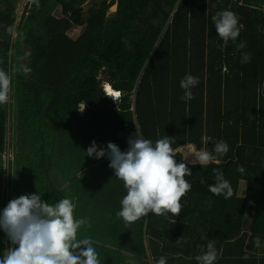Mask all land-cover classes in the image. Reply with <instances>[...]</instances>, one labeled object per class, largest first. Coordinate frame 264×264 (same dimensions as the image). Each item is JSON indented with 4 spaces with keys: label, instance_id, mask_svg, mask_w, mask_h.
<instances>
[{
    "label": "trees",
    "instance_id": "16d2710c",
    "mask_svg": "<svg viewBox=\"0 0 264 264\" xmlns=\"http://www.w3.org/2000/svg\"><path fill=\"white\" fill-rule=\"evenodd\" d=\"M88 1L58 0L62 18L88 31L77 69L59 86L53 87L55 82L45 68L41 73L48 79L38 83L24 80V72L19 73L20 77L10 74L9 55L6 66H0L16 89L13 100L28 89L13 109V128L18 131L17 126L30 118L40 128L39 148H45L52 114L64 105L68 118L83 126L77 125L79 133H110L121 151L128 150V131L134 130L129 123L134 118L145 139L155 143L166 136L173 138L177 163L184 162L179 151L188 144L196 151L207 147L212 152L215 143L225 141L229 151L219 158V163L205 167L187 164L192 175L185 179L192 187L180 201L179 217L149 214L128 226L124 223L131 233L120 237L111 234L113 228L122 225L120 219L102 212L103 219L95 223L88 219L90 226L84 227L88 232L84 235L94 239L91 235L95 232L101 243L137 239L144 260H150L143 264H156L161 256L166 257L167 264H198L195 257L206 251L202 246L207 249L209 241H215L218 252L215 264H264V0H113L107 7L106 3H95L85 13ZM14 3L8 8L13 13ZM48 3L49 0H32L18 32L19 38L25 23L33 28L29 43L39 51L35 54L28 49L34 55L35 66L43 62L41 49L49 48L52 53L60 46L55 33L61 25L51 19ZM114 5L117 12L108 17ZM223 10L234 12L244 26L236 43L229 41L227 46L212 22V17ZM13 24L12 18L4 24L7 35ZM2 38L0 32V41ZM241 41L246 42V47L237 51L236 44ZM45 42L51 44L47 46ZM28 49L24 48V52ZM10 50L8 46L7 52ZM243 53L250 56L247 63H241ZM188 73L199 77L200 82L192 89L194 99L186 102L181 99L184 90L180 81ZM105 83L123 93L119 104L104 96ZM121 124L125 126L116 129ZM240 165L245 168L243 174L237 171ZM79 167L76 172L82 173ZM214 168L230 182L231 198L209 191V185L215 184ZM22 177L23 173H18L14 180L15 198L36 190L31 188L29 177L27 187L20 184ZM201 177L206 181L203 184ZM114 178L118 180L115 174ZM36 181L39 193L45 195L48 191L54 196H42L43 201L55 204L65 198L51 187L46 189L45 179L36 176ZM113 186L118 197L127 194L126 190L118 194L117 184ZM82 203L83 200L75 209L78 218L85 216ZM239 210L243 211L240 215ZM257 236L259 248L254 243ZM182 237L186 243L177 244ZM3 245L4 232L0 236V247Z\"/></svg>",
    "mask_w": 264,
    "mask_h": 264
},
{
    "label": "clouds",
    "instance_id": "9594fccd",
    "mask_svg": "<svg viewBox=\"0 0 264 264\" xmlns=\"http://www.w3.org/2000/svg\"><path fill=\"white\" fill-rule=\"evenodd\" d=\"M212 22L224 46H227L229 41L236 43L240 30L244 27L231 10L217 12L212 17ZM245 47L244 41L236 44L237 51ZM249 59L250 56L243 53L241 63H247ZM199 82V77L186 74L180 81V87L184 90L181 99L186 102L194 99L192 89ZM10 85V75L0 70V105L8 103ZM102 87L104 96L113 99L117 104L120 93L108 83ZM257 91L259 93V87ZM172 139L166 136L153 143L152 140L145 139L137 128L134 136L127 141V151H121L111 142L103 149L95 141L87 149L88 157H107L115 177L123 182L127 194L120 201L121 209L116 213V217L122 218L126 225L149 214L180 216V201L192 187L185 177L191 176L192 171L186 163H177ZM186 147L193 149L191 144ZM228 151L229 145L225 141H219L214 144L212 152L208 151L207 147L195 151V159L191 162L199 163L203 167L219 163V158ZM237 171L243 174L244 166H238ZM213 175L215 184L209 185V191L215 195H223L225 199L231 198L233 188L225 179L224 173L214 168ZM205 182L201 177V183ZM74 210L75 205L68 198L59 199L55 204L43 201L41 194L22 195L12 199L0 216V228L7 234L14 247L4 252L0 264H101L93 240L87 236L78 238L79 230L90 225L87 218H76ZM176 243L182 244L186 241L182 237ZM254 243L255 247H260L259 236ZM217 257L215 241H209L206 251L195 259L198 264H215ZM156 264H167L166 257L161 256Z\"/></svg>",
    "mask_w": 264,
    "mask_h": 264
},
{
    "label": "rangeland",
    "instance_id": "374dc122",
    "mask_svg": "<svg viewBox=\"0 0 264 264\" xmlns=\"http://www.w3.org/2000/svg\"><path fill=\"white\" fill-rule=\"evenodd\" d=\"M2 1V0H0ZM19 3L16 6V12L19 10L22 17H18L16 19V24L14 23L12 29L9 31V35L5 32L4 26L0 27V32L3 35L2 40L0 41V66H6V53L8 51V46L11 47L10 50V58L8 64L9 68L14 71L13 75L17 77V74L20 72L23 73V79L34 81L35 83L41 82L43 80H47L48 78H43L42 76V68H45L48 72V77L55 83H53V87L59 86V83L62 79L68 76H72L75 70L78 67V64L84 54V42L87 38L88 31L86 28H78L73 26V24L69 23L65 18L61 16V8L58 4V0H49L48 7L52 9L51 12V19L56 20L60 23L59 29L56 31L55 35H59V43L60 46L52 53H49L48 49H41V57L43 58V62L40 61L37 66L34 65V55L33 53L37 54L39 51V47L36 46L31 47L29 43V34L30 31L33 32V28L30 24L25 23L24 29L21 32L19 37V48L20 54L19 56L16 55L18 51V44L16 41V35H13V32L18 31L20 22H23V17L26 16V12L31 5L32 0H18ZM112 0H89L86 5L84 6L85 13L92 9L95 6V3H106L105 6H109ZM117 12V5L112 6L109 8L108 17H113ZM22 25V24H21ZM62 35L65 38H62ZM48 46L51 44L45 42ZM24 48L30 49L24 52ZM20 60L22 64L19 68L16 69L15 64L17 65V61ZM29 60V61H28ZM39 73L32 72L33 69H40ZM17 73V74H16ZM27 80V81H28ZM62 93V91H61ZM124 96L119 98L117 104L121 101ZM59 99L62 101V96L59 95ZM15 101V100H14ZM117 105L114 106L116 108ZM12 107V106H11ZM10 107V108H11ZM8 108V109H10ZM67 110L64 105L59 106V108L53 112L52 114V134L50 136L49 142L47 143V147L44 149L50 150L51 155L53 157L54 162H50V166H54V173L56 176L59 175H66V182L69 183L70 179L76 174V169H82V173L79 180L71 181L72 185L69 187V193L67 194V198L70 199L73 197L74 199H81L83 200L81 211L85 213L84 217L90 220H93L95 223L96 220L103 219L102 212L112 213V217H116V213L121 209L120 201L123 197H118L114 191H111L113 188V184H117L116 190L117 193H123L125 188L123 186V182L119 179L115 181L114 178V170L109 167L110 161L107 157L102 159H95L93 157H86L87 149L92 145V142L95 141L96 144L106 149L107 146L105 145L107 142L114 143V136L110 133H89L84 134L82 132L79 133L77 130V125L82 126L79 123H73L67 114ZM3 115L6 116V113ZM11 116L14 117V110L11 108ZM130 126L133 127L134 130L137 131L136 127V120L135 118L129 123ZM128 124V125H129ZM124 124H121L116 127L122 128ZM127 126V125H126ZM83 127V126H82ZM17 129L22 136H28L31 138L39 137L38 133L40 128L31 122L30 118H26L21 124L17 126ZM129 129V138L134 136L136 131ZM105 136V137H103ZM22 145L17 144V147H21ZM39 149V150H44ZM196 150L193 148L189 150L187 147L183 148L179 151L182 155L184 163L188 165H193L191 162L195 159L194 152ZM76 155H75V154ZM78 155V156H77ZM184 158H187L185 160ZM60 162L59 164H56ZM199 164V163H196ZM29 170V167H25L22 171ZM50 177L53 182V173H50ZM18 174L14 173V177L17 178ZM85 175V176H84ZM89 180H91L89 184ZM91 195L93 199H97V205L104 211H98L96 209V205H92V203H88L86 196ZM11 193V191H10ZM7 194L9 196H7ZM6 198L11 201V194H9L8 188H6ZM6 199V200H7ZM14 199V198H13ZM100 199H102L100 201ZM76 204L79 203L76 200ZM250 205L253 203L249 202ZM243 211L239 210L237 213L238 215L242 214ZM105 216V213H103ZM249 215V214H247ZM245 215V216H247ZM253 216V215H251ZM120 222H122L121 226L115 227L112 229L111 234L115 236L125 237L131 233V229L125 226L124 221L122 218ZM128 226V225H127ZM85 227V226H84ZM82 227L78 233V238H82L88 234L87 229ZM249 227V226H246ZM101 231V229H99ZM91 236L95 237L93 240V246L96 248V251L99 254V259L101 264H122L126 262L127 264H139L137 262H143V251L140 250V247L137 243V239H123L121 242H114V240H104V243L100 242L96 238V233L94 232ZM11 243L10 241H8ZM144 245V244H143ZM203 250H206V246H202ZM148 262L150 260L148 259Z\"/></svg>",
    "mask_w": 264,
    "mask_h": 264
},
{
    "label": "crops",
    "instance_id": "0c3cea01",
    "mask_svg": "<svg viewBox=\"0 0 264 264\" xmlns=\"http://www.w3.org/2000/svg\"><path fill=\"white\" fill-rule=\"evenodd\" d=\"M15 1V3H14ZM113 1V0H112ZM13 3L15 4V7L17 6V4L19 3L18 0H2L0 1V27H2L1 25H4L5 23H8L9 19H14V23L16 24V19H18V17H22L21 13H19V10H21V7L18 9V12L13 13V10L8 9L10 6L13 5ZM17 9V8H16ZM18 31L13 32V35H16V41L18 44V51L16 53V55H18L20 48H19V38H18V32L19 29L21 27V22L18 25ZM7 29V28H4ZM16 46V45H15ZM7 55L10 56V51L6 53V58ZM8 56L9 60H11V58ZM19 56V55H18ZM19 61H20V57H19ZM17 61V65L16 69L20 67V62ZM29 61V60H28ZM10 74H13L14 71H12V68L9 70ZM21 73V72H20ZM17 74V73H16ZM17 76L20 77L19 74H17ZM10 94H9V101L7 104H3L0 105V216H2L3 213V209L7 206V204L10 202L6 197L9 196L7 194L6 195V188H8L9 190V194H11V198L9 199H13L15 198V194L17 191L16 188V178L14 177V173L15 174H22L23 173V177L20 181V184H22L23 186H28L27 182V177H29L30 181H31V188H35L36 190H34V193L31 194H41V196L47 198L52 199V195L50 192L47 191V193L44 195L43 193H39L37 191V186L34 184V181H36V176H38L39 178L45 179L46 180V189L47 187H51L53 188L58 194L65 196V198H67V194L69 193V187L72 185L71 181H75V180H79L81 173H78V171L76 172V174L70 179L69 183L66 182V175H59L56 176L54 173V166H50L49 169V165L50 162H54L53 161V157L51 155V149L50 150H39V149H44V148H39L38 145V141L41 139V137H35V138H31L28 136H22V135H17L19 134V130L16 131L13 127L15 124V120L14 117L11 116V108L14 109V107H16L17 105L20 104L21 99L25 98L26 94H28V89L25 90L24 92H22V94L19 96V98H17L15 101L13 100V95H15L16 93V89L13 88L12 85H10ZM12 106V107H11ZM11 107V108H10ZM10 108V109H8ZM4 113H6V116L3 115ZM51 125V124H49ZM45 126L46 128L49 127ZM50 129H48L46 136H45V140H46V147H47V143L49 142L50 136L52 134V126L49 127ZM17 144L22 145L21 147H17ZM39 148V149H38ZM60 162H57L56 164H59ZM25 167H29V170L26 171H22V169H24ZM39 169H43V171L40 173ZM29 172V173H27ZM35 173V175L32 174ZM50 173H53V182L52 179L50 177ZM15 180V181H14ZM37 182V181H36ZM91 180H89V184H90ZM21 187V186H20ZM114 190V186L112 188L111 191ZM11 191V193H10ZM29 194V195H31ZM28 195V194H27ZM88 192H87V196L86 199L89 203H92V205H96V209L98 211H104L102 210L98 205H97V199H93L90 197V199H88ZM73 198V197H71ZM7 199V200H6ZM75 205V209H76V200L79 203L80 201H82L81 199H71ZM102 199H100L101 201ZM106 212V211H105ZM74 216L76 218H78V216L76 215V212L74 210ZM4 231L0 230V236L1 233H3ZM80 234V233H78ZM9 239L7 237V234L4 232V245L2 247H0V259L3 258V254L5 251H7L9 248L14 247V245H12L11 243L8 242ZM149 251H147L146 255H149ZM145 257V256H144ZM143 257V262H147L148 260H144ZM142 262V264H143ZM122 264H127L126 262H123Z\"/></svg>",
    "mask_w": 264,
    "mask_h": 264
},
{
    "label": "water",
    "instance_id": "95a60500",
    "mask_svg": "<svg viewBox=\"0 0 264 264\" xmlns=\"http://www.w3.org/2000/svg\"><path fill=\"white\" fill-rule=\"evenodd\" d=\"M119 93H120V96L119 97H121V96L123 97L124 96L123 93H121V92H119Z\"/></svg>",
    "mask_w": 264,
    "mask_h": 264
},
{
    "label": "snow or ice",
    "instance_id": "6c2138e0",
    "mask_svg": "<svg viewBox=\"0 0 264 264\" xmlns=\"http://www.w3.org/2000/svg\"><path fill=\"white\" fill-rule=\"evenodd\" d=\"M117 95H119V93H117Z\"/></svg>",
    "mask_w": 264,
    "mask_h": 264
},
{
    "label": "bare ground",
    "instance_id": "6f19581e",
    "mask_svg": "<svg viewBox=\"0 0 264 264\" xmlns=\"http://www.w3.org/2000/svg\"><path fill=\"white\" fill-rule=\"evenodd\" d=\"M121 98V97H120Z\"/></svg>",
    "mask_w": 264,
    "mask_h": 264
}]
</instances>
